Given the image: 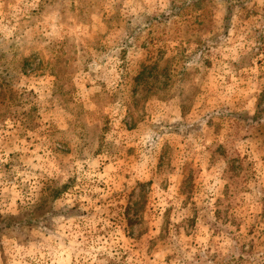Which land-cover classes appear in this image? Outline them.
<instances>
[{"label":"rangeland","instance_id":"obj_1","mask_svg":"<svg viewBox=\"0 0 264 264\" xmlns=\"http://www.w3.org/2000/svg\"><path fill=\"white\" fill-rule=\"evenodd\" d=\"M0 264H264V0H0Z\"/></svg>","mask_w":264,"mask_h":264}]
</instances>
